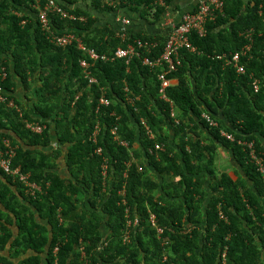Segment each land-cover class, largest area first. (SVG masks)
<instances>
[{"label": "trees", "instance_id": "trees-1", "mask_svg": "<svg viewBox=\"0 0 264 264\" xmlns=\"http://www.w3.org/2000/svg\"><path fill=\"white\" fill-rule=\"evenodd\" d=\"M55 1L75 20L50 15L51 32L74 33L100 55L136 40L159 47L128 64L95 62L75 44L57 46L43 29L37 14L47 0H0V150L15 151L12 168L25 178L0 168V264H223L225 251V264H264L262 174L247 146L220 136L225 130L252 142L264 157V0H225L206 35H190L197 52L181 51L182 65L167 76L177 81L166 92L172 104L159 93L165 67L142 60L162 54L164 35L129 28L123 43L114 20L123 12L159 26L166 8L156 0ZM251 30L252 42L244 36ZM248 44L244 74L217 59ZM102 97L109 106L99 107ZM36 124L45 129L34 132L29 125ZM114 127L128 148L115 140ZM169 127L179 150L168 142ZM203 128L213 142L198 133ZM157 143L165 149L152 154ZM220 147L244 177L216 172Z\"/></svg>", "mask_w": 264, "mask_h": 264}, {"label": "built area", "instance_id": "built-area-1", "mask_svg": "<svg viewBox=\"0 0 264 264\" xmlns=\"http://www.w3.org/2000/svg\"><path fill=\"white\" fill-rule=\"evenodd\" d=\"M107 3L112 0H106ZM109 4V3H108ZM156 6L166 8V13L163 18V28H168L167 30V40L164 43L162 54L153 59L151 57L145 56L142 58L143 65L148 66L149 68H157V67H165L164 71L160 74V88L159 93L161 99L166 102L172 104L170 99L167 97L166 91L172 85V79H169L167 76L171 73L177 72L178 68L182 65V60L180 58L181 51L185 50L191 53L197 52V49L191 44L190 42V35L193 32H196L199 36L204 37L206 35L205 24L208 21H214L218 14L223 13V9L225 6V0H199L198 1V9L195 11H185L183 13L179 12V14L172 13L170 14L169 10L171 6H168L166 0H156ZM112 5V4H110ZM56 12L61 15L64 19L75 20V16L67 13L64 9L58 6L54 1L50 0L46 5L45 9L40 12L39 18L44 30H49V32L53 36V41L59 47H68L71 45H77L79 50L85 51L88 53L89 58L92 61L104 60V61H114L116 59H124L126 60L127 64L130 63L135 57L141 58L142 51H145L149 55L153 53L155 49L159 47V44L156 42L153 43H143L141 40H136L134 44H130L127 48H119L117 49L112 55H99L94 50H88L83 42L73 33H66L63 35H58L51 32V26L48 19V13ZM195 12V13H194ZM178 13V12H177ZM123 23V30L130 24L128 19L122 20ZM126 26V27H125ZM126 34L124 33V39L126 38ZM244 36L248 38L250 42H252V31H247ZM252 50V45L248 44L242 50L241 53H237L231 56H219V59H222L226 62L228 67H233L236 69L238 74L245 73V67L241 64V58L249 56ZM81 65L83 68L89 67V62L87 60H82ZM6 77V73L0 72V77ZM93 82L97 83L96 79L92 80ZM255 90H259V85L257 82L254 84ZM126 92L128 88L125 89ZM131 103H134V100L129 98L128 99ZM0 101L5 102L6 100L0 95ZM101 106H109L110 101L105 97H102L99 101V107ZM172 116H175V113L172 109ZM206 119L209 121L210 124L215 125L214 122L206 116ZM29 127L36 133H41L45 128L40 124L36 125H29ZM100 131L99 124L96 126L95 134H98ZM112 134L114 135L115 140L124 147H129V144L126 141H122L119 136L117 135V127L112 129ZM147 134L149 139H154V134L151 130L147 127ZM221 135L225 137L228 141L235 142V137L232 134L222 131ZM239 144L245 145L248 147L250 151V158L252 162L256 165L258 172L262 174V179L264 182V157L260 154L257 149H255V144L252 142H241ZM165 147L162 144H155L154 149H151L150 152L152 154H157L158 152L164 151ZM97 153L99 155L102 154V150L98 149ZM16 153L14 150H9L4 152L0 150V168L8 175L12 176H19L21 180H24V174H22L19 168L13 169L12 168V160L16 157ZM131 166V162L127 164ZM108 169L109 165L108 162H103L102 165V175L104 179L108 178ZM139 171H143V168L139 166ZM33 189H37L38 186L36 183H32L31 185ZM220 218L225 219V215L220 212ZM155 223V222H154ZM158 232L161 233L162 230L158 229ZM58 251V249H57ZM226 252V251H225ZM226 253L222 254L223 264L226 262ZM58 264V263H56Z\"/></svg>", "mask_w": 264, "mask_h": 264}, {"label": "crops", "instance_id": "crops-1", "mask_svg": "<svg viewBox=\"0 0 264 264\" xmlns=\"http://www.w3.org/2000/svg\"><path fill=\"white\" fill-rule=\"evenodd\" d=\"M198 1L199 0H174L173 5L171 6L169 12H170V14H172V13L173 14L174 13L179 14V12L183 13L185 11H189L191 9V7L195 6V4H198ZM178 5L182 6L180 11H176V7ZM190 5H192V6H190ZM122 16L127 17L131 20V26H129V28H131V30H133L135 33L140 32V31H145V32H148L150 35H157V34L158 35H164V33L166 32V29L163 28L162 26L150 25L147 22L138 20L137 16L128 17V16H126V14L121 12V15H118L117 18L122 17ZM172 83L176 84L177 81L173 80ZM191 127H193V125ZM200 132L203 134V137L207 138V140L209 137V140H208L209 143L213 142V139L209 136L210 133H209L208 128H203L198 133H200ZM168 133H169L168 134V142L171 145H173V147L176 150H179L178 145L180 142H179L178 138L176 139L175 134L173 133V131L170 127L168 128ZM56 145L57 144L54 143L53 147H56ZM216 158H217L216 172L219 175L223 174V173H227L234 180H236L237 177L235 176L234 170L235 171L237 170L242 175V177H244L243 173L239 169V166L236 164V160H235L233 154L231 153V151L227 150L226 148L220 147V149L217 150ZM59 165L60 166L62 165V160L59 161ZM61 169L63 171H65V172L62 171L63 174L69 173V171L64 170L63 167ZM208 190H209V188H208Z\"/></svg>", "mask_w": 264, "mask_h": 264}, {"label": "clouds", "instance_id": "clouds-1", "mask_svg": "<svg viewBox=\"0 0 264 264\" xmlns=\"http://www.w3.org/2000/svg\"><path fill=\"white\" fill-rule=\"evenodd\" d=\"M50 0H47V2H46V4H45V6L43 7V8H41V7H38V10H39V12H38V14H37V17H38V19H39V22L41 23V21H40V18H39V15H40V12L42 11V10H44L45 9V7H46V5L48 4V2H49ZM52 1H54L58 6H60V7H62L63 8V6H61L57 1H55V0H52ZM64 9V8H63ZM64 11H66L67 13H69V14H71L69 11H67L66 9H64ZM50 15H56V16H60V18L61 19H63V20H66V19H64V18H62L61 17V15L60 14H58V13H56V12H50V13H48V19H49V22L51 21L50 20ZM124 19H128L129 21H130V24L126 27V29L125 30H123V34L120 36V39H121V41L123 42V43H125L126 42V38H127V36H128V34H127V30L129 29V26H131V20L129 19V18H127V17H118V18H115L114 20L115 21H117L122 27H124L123 26V23H122V20H124ZM162 24H163V20L160 22V25L159 26H162ZM50 26H51V24H50ZM166 29V32L164 33V37L166 38V40H167V37H166V33H167V30H168V28H165ZM252 31V30H251ZM62 34H58V35H63V34H66V33H71V32H68V31H64V32H61ZM124 33L127 35L126 36V38L124 39ZM74 34V33H73ZM80 39V38H79ZM81 40V39H80ZM82 41V40H81ZM166 42V41H165ZM164 42V43H165ZM156 43H158V42H156ZM84 44V43H83ZM132 44H134V43H132ZM159 44V43H158ZM130 44H128L127 45V47L129 46ZM86 47V46H85ZM126 47V48H127ZM119 48H123V47H118L117 49H119ZM88 49V48H87ZM116 49V50H117ZM123 49H125V48H123ZM88 50H93V49H88ZM95 51V50H94ZM96 52V51H95ZM97 53V52H96ZM114 53V52H113ZM100 55V54H99ZM103 55H107V56H110V55H112V54H103ZM220 56H224V55H220ZM219 56H217V59L218 60H222V59H219L218 58ZM116 60H122V59H116ZM98 61H100V60H98ZM102 61H104V60H102ZM96 62V61H95ZM225 67H228V66H225ZM160 81V80H159ZM173 81V80H172ZM161 83V82H160ZM172 85H173V83H172ZM171 85V86H172ZM170 86V87H171ZM169 87V88H170ZM168 88V89H169ZM167 89V90H168ZM167 92V91H166ZM161 97V96H160ZM163 100V99H162ZM169 103V102H168ZM172 109H173V112L175 113V116H172V111H171V117L172 118H176V115H177V113H176V110L174 109V107H172ZM206 116H208L213 122H214V124L215 125H212V124H210L209 123V121L206 119ZM202 117H204L206 120H207V122L210 124V127H212V128H217L218 127V123H216L213 119H212V117L211 116H209L208 114H206V113H204L203 115H202ZM176 122L178 123V121L176 120ZM99 124V128H100V131L98 132V134H95V131H96V127H95V131H94V134H93V139H94V141H96L97 140V138H98V136H99V134H100V132H101V124H100V122H98L97 124H96V126ZM113 129V128H112ZM112 129H111V134H112ZM222 131H224V132H227V131H225V130H221L220 131V136L221 137H223L222 135H221V132ZM228 133V132H227ZM230 134V133H229ZM113 135V134H112ZM225 138V137H224ZM229 142H231V141H229ZM235 142H237V143H239V141L235 138ZM241 142H248V141H242L241 140ZM233 143V142H232ZM158 144V143H157ZM102 150V149H101ZM38 186V185H37ZM123 196H124V194H125V192L124 191H122V192H120ZM224 253H226V252H224Z\"/></svg>", "mask_w": 264, "mask_h": 264}]
</instances>
